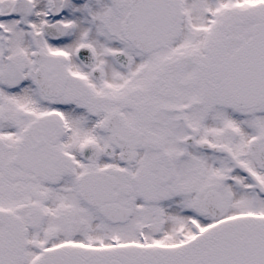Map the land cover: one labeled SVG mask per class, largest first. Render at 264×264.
I'll use <instances>...</instances> for the list:
<instances>
[{
  "label": "snow or ice",
  "instance_id": "snow-or-ice-1",
  "mask_svg": "<svg viewBox=\"0 0 264 264\" xmlns=\"http://www.w3.org/2000/svg\"><path fill=\"white\" fill-rule=\"evenodd\" d=\"M0 264H264V0H0Z\"/></svg>",
  "mask_w": 264,
  "mask_h": 264
}]
</instances>
